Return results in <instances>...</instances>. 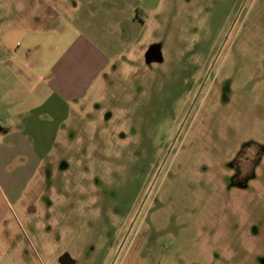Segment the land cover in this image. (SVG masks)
<instances>
[{"label":"rangeland","instance_id":"374dc122","mask_svg":"<svg viewBox=\"0 0 264 264\" xmlns=\"http://www.w3.org/2000/svg\"><path fill=\"white\" fill-rule=\"evenodd\" d=\"M149 1L118 32L120 57L46 127L0 264H264V0ZM53 2L1 0L0 33L55 26ZM10 48L1 105L27 115L49 95L9 82Z\"/></svg>","mask_w":264,"mask_h":264},{"label":"crops","instance_id":"0c3cea01","mask_svg":"<svg viewBox=\"0 0 264 264\" xmlns=\"http://www.w3.org/2000/svg\"><path fill=\"white\" fill-rule=\"evenodd\" d=\"M11 1L17 13L22 0ZM53 5L59 16L48 30L24 33L19 41L17 33L21 30L15 25L8 34L0 33V47L17 44L19 48L16 55L3 62L12 74L13 82H9L14 85L19 80L30 90L42 88L41 94L49 95L46 102L37 105L41 113L35 109L18 115L11 113L9 104L1 105L7 96L0 92V228L10 216L17 217L16 209L23 207L30 182L50 154V149L42 146L53 143L55 128L50 135L46 127L59 125L64 106L84 98L111 68L112 56L120 57L122 41L118 32L125 30L124 25L136 27L153 10L150 1L145 0H56ZM34 123L43 127L37 138L39 147L31 140Z\"/></svg>","mask_w":264,"mask_h":264},{"label":"flooded vegetation","instance_id":"af4514ba","mask_svg":"<svg viewBox=\"0 0 264 264\" xmlns=\"http://www.w3.org/2000/svg\"><path fill=\"white\" fill-rule=\"evenodd\" d=\"M255 144V143H253ZM245 160L247 161V159L245 158ZM134 227V224L131 225V227H129V229L126 232V235L130 234V232L132 231V228Z\"/></svg>","mask_w":264,"mask_h":264}]
</instances>
